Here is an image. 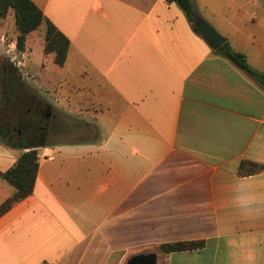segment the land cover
Masks as SVG:
<instances>
[{
  "label": "crops",
  "instance_id": "obj_1",
  "mask_svg": "<svg viewBox=\"0 0 264 264\" xmlns=\"http://www.w3.org/2000/svg\"><path fill=\"white\" fill-rule=\"evenodd\" d=\"M32 1L71 43L63 67L49 54L69 90L47 101L70 133L37 149L33 194L0 218V264H264V86L169 0ZM191 1L264 73V0Z\"/></svg>",
  "mask_w": 264,
  "mask_h": 264
},
{
  "label": "trees",
  "instance_id": "obj_2",
  "mask_svg": "<svg viewBox=\"0 0 264 264\" xmlns=\"http://www.w3.org/2000/svg\"><path fill=\"white\" fill-rule=\"evenodd\" d=\"M176 3L185 13L192 24L194 31H198L195 20L200 17L191 0H169ZM14 13L17 29V47L23 52L26 48L28 35L44 27L42 36L45 43V54L55 55V64L63 67L67 61L70 50V40L45 16L43 11L32 0H0V19H7ZM226 57L235 66L246 72L253 80L264 86V73L250 67L244 54L235 52L226 41L216 50ZM39 154L37 150L21 152L13 167L5 172L0 171V182L6 183L14 189L13 195L0 205V218L9 212L17 203L27 199L33 194L39 171ZM261 166L252 162H242L239 175L247 177L260 173ZM205 247V241H182L164 244L160 252L165 254L192 252Z\"/></svg>",
  "mask_w": 264,
  "mask_h": 264
},
{
  "label": "flooded vegetation",
  "instance_id": "obj_3",
  "mask_svg": "<svg viewBox=\"0 0 264 264\" xmlns=\"http://www.w3.org/2000/svg\"><path fill=\"white\" fill-rule=\"evenodd\" d=\"M33 89L11 62L0 63V140L11 148L23 139L41 146L70 133Z\"/></svg>",
  "mask_w": 264,
  "mask_h": 264
},
{
  "label": "rangeland",
  "instance_id": "obj_4",
  "mask_svg": "<svg viewBox=\"0 0 264 264\" xmlns=\"http://www.w3.org/2000/svg\"><path fill=\"white\" fill-rule=\"evenodd\" d=\"M5 27L9 30L7 33V43L6 46L9 45L12 41H17V31H16V22L14 15L8 16L6 22L4 23ZM42 31H44V27L41 26L39 31L33 32L28 35V39L26 42V48L23 52H21L18 47H16L14 55L17 57L16 61L12 63V57L6 54V46L5 52L3 56L0 58V63L3 62H11L14 66L17 67L20 74L22 76H26L27 81L30 83L29 86L33 87L34 91L43 98L46 102L49 101L53 105H56V100L63 93V90L67 92L69 88H65V76L59 73V69L54 64V59L52 55L45 54L44 51V40L42 36ZM2 52V47L0 46V54ZM26 61L28 62L27 66ZM16 64V65H15ZM45 66L43 68L42 66ZM28 74L31 77H28ZM67 74V73H66ZM25 78V77H24ZM1 102V98H0ZM90 126L86 129L90 130ZM0 145L5 149L6 152L9 153L7 159L9 161L12 160V156H16L18 159V155L23 152L21 149L11 148L8 145L4 144L0 140ZM11 150V151H8ZM12 154V155H11ZM3 155V160L8 161ZM6 187L10 190L13 188L9 185ZM147 254L149 252H146ZM146 255V254H145ZM133 256V255H132Z\"/></svg>",
  "mask_w": 264,
  "mask_h": 264
},
{
  "label": "water",
  "instance_id": "obj_5",
  "mask_svg": "<svg viewBox=\"0 0 264 264\" xmlns=\"http://www.w3.org/2000/svg\"><path fill=\"white\" fill-rule=\"evenodd\" d=\"M195 25L200 32L201 36L207 41V43L214 49L218 50L222 47L226 40L219 35L208 23H206L201 17L196 18ZM22 80L25 78L22 76ZM51 109V108H50ZM51 116V115H50ZM17 131V130H16ZM21 133V132H18ZM41 146L30 145L26 139H23L22 144L19 149L23 152H28L30 150H37ZM127 264H157V255L155 253H150L146 255H137L130 258Z\"/></svg>",
  "mask_w": 264,
  "mask_h": 264
},
{
  "label": "built area",
  "instance_id": "obj_6",
  "mask_svg": "<svg viewBox=\"0 0 264 264\" xmlns=\"http://www.w3.org/2000/svg\"><path fill=\"white\" fill-rule=\"evenodd\" d=\"M7 37L6 36H4L3 38H2V43H3V45L4 46H6V43H7ZM16 47H17V41L16 40H14V41H12L9 45H7L6 46V54L8 55V56H10V57H12V63H14L15 61H16V59H17V57L14 55V53H15V50H16ZM16 65V64H15ZM17 66V65H16ZM18 67V66H17Z\"/></svg>",
  "mask_w": 264,
  "mask_h": 264
}]
</instances>
